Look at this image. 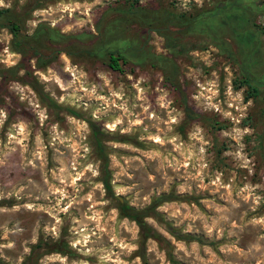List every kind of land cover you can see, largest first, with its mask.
I'll return each instance as SVG.
<instances>
[{"label":"rangeland","instance_id":"rangeland-1","mask_svg":"<svg viewBox=\"0 0 264 264\" xmlns=\"http://www.w3.org/2000/svg\"><path fill=\"white\" fill-rule=\"evenodd\" d=\"M0 9V264H264V0Z\"/></svg>","mask_w":264,"mask_h":264},{"label":"trees","instance_id":"trees-1","mask_svg":"<svg viewBox=\"0 0 264 264\" xmlns=\"http://www.w3.org/2000/svg\"><path fill=\"white\" fill-rule=\"evenodd\" d=\"M232 5L229 4V8H231ZM229 8H225V6L221 7L220 10L223 12H226L227 17L230 16H237L236 14H234L235 11H231V9ZM7 10L6 9H0V15L4 14ZM236 13V12H235ZM244 12H240L238 14H242ZM210 20L215 19L216 16H211L208 17ZM11 34L13 35V37H16L18 34V29H19V25L17 23V21H15V19H13V21H10L7 24ZM237 40L242 42L243 44H247L249 42L252 41L253 39V33L250 31H243V32H238L235 33ZM118 51L115 49H111L108 51V66L111 69H118V59L121 57L120 53H117ZM114 53H117V55H114ZM118 56V57H117ZM160 58V57H159ZM241 78L243 79V81L249 86V89L252 92H257L258 90H264V79H258L255 78L251 75V73H249L247 71V69H243L241 71ZM184 112L187 116H191L194 115L191 112V109L185 105L184 107ZM93 133V144H94V149L95 152L98 156V159L100 160V171L102 174L101 177V182L103 185V188L105 189L107 194H111V188H110V184L108 181V168H107V159L104 153V148H103V144L100 140V138L97 135V131L92 130ZM117 208H118V213L120 216L129 218L131 220H133L135 222V224L137 225L139 234L141 236V240L144 241L145 239H147L148 237L153 236L155 233L153 231V229L148 226L144 220H143V216H144V210H136L131 208L130 206H128L126 203L124 202H118L117 203ZM187 238H190V236H186ZM40 242H38L37 244H35L33 246V248H37L40 246ZM53 250V249H50ZM29 261L28 259L23 260L20 264H28Z\"/></svg>","mask_w":264,"mask_h":264}]
</instances>
